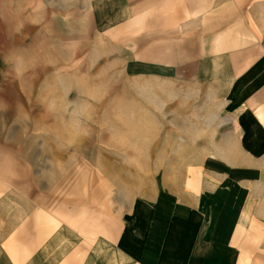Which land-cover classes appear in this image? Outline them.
Returning <instances> with one entry per match:
<instances>
[{
    "label": "crops",
    "instance_id": "0c3cea01",
    "mask_svg": "<svg viewBox=\"0 0 264 264\" xmlns=\"http://www.w3.org/2000/svg\"><path fill=\"white\" fill-rule=\"evenodd\" d=\"M71 1L35 3L70 11ZM95 9L111 48L101 57L127 58V73L159 91L152 114L175 124V146L160 151L183 156L166 182L170 207L140 203L90 249L69 238L58 260L56 238L41 260L24 235L34 231L21 228L14 256L0 243V264H264V0H96Z\"/></svg>",
    "mask_w": 264,
    "mask_h": 264
},
{
    "label": "rangeland",
    "instance_id": "374dc122",
    "mask_svg": "<svg viewBox=\"0 0 264 264\" xmlns=\"http://www.w3.org/2000/svg\"><path fill=\"white\" fill-rule=\"evenodd\" d=\"M95 2L0 10V243L13 256L21 228L34 231L24 235L41 260L56 238L58 260L69 238L90 249L140 203L170 207L166 182L183 156L160 151L175 146V124L152 114L159 91L127 73V58L101 57L111 48ZM226 93L222 85L217 106Z\"/></svg>",
    "mask_w": 264,
    "mask_h": 264
}]
</instances>
